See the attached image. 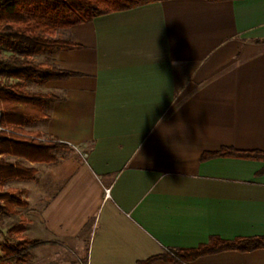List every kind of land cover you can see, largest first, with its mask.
Masks as SVG:
<instances>
[{
  "label": "crops",
  "instance_id": "1",
  "mask_svg": "<svg viewBox=\"0 0 264 264\" xmlns=\"http://www.w3.org/2000/svg\"><path fill=\"white\" fill-rule=\"evenodd\" d=\"M67 37L80 48L31 58L77 75L26 85L59 100L24 130L66 148L20 159L52 182L22 219L19 240L36 244L24 264H142L212 237L264 236V162L200 161L229 147L264 152V0H163ZM187 264H264V249Z\"/></svg>",
  "mask_w": 264,
  "mask_h": 264
},
{
  "label": "trees",
  "instance_id": "2",
  "mask_svg": "<svg viewBox=\"0 0 264 264\" xmlns=\"http://www.w3.org/2000/svg\"><path fill=\"white\" fill-rule=\"evenodd\" d=\"M163 0H0V212H14V206L22 203L15 195L22 191L5 186L24 179L27 170L20 163L46 162L51 152L66 146L52 140H41L37 132L25 131L33 122L46 120L45 109L59 100L52 94H31L26 91L28 83L43 84L49 81L66 80L77 75L52 65H35L31 58L49 50L78 49L79 45L67 38H61L62 30L93 19L126 11L138 6ZM211 2L232 0H207ZM60 35V34H59ZM227 157L264 162L263 151H239L222 148L217 152L204 153L200 161ZM15 158L16 161H8ZM24 231V221L9 230V239L17 241ZM1 234V232H0ZM19 238V239H18ZM30 247L28 248V246ZM35 243L21 241L15 245L0 247V264H24L31 258L30 248ZM264 249V236L237 238L231 241L212 237L208 243L193 249L163 251L144 261L151 264L156 260L177 261L187 264L196 258L223 251L250 252Z\"/></svg>",
  "mask_w": 264,
  "mask_h": 264
},
{
  "label": "rangeland",
  "instance_id": "3",
  "mask_svg": "<svg viewBox=\"0 0 264 264\" xmlns=\"http://www.w3.org/2000/svg\"><path fill=\"white\" fill-rule=\"evenodd\" d=\"M60 34V35H59ZM58 36L61 38H67V30H62L58 33ZM32 127L41 128L42 123L35 122L32 124ZM57 153H60L58 151H54L51 153V155H56ZM8 161H16L14 158H9ZM22 166L27 169L26 175H24V179L21 180V182H24L22 184H19L18 182H10L5 186V189L7 188H13L17 189L18 191L22 190V187L27 190L26 195L24 196V199L28 203L30 207H27L24 205V201L22 200V193L15 195V199H21V205L14 206V212L8 213L6 211L0 212V247L3 244L8 245H15L16 243L21 242V240L13 241L12 239H9L12 234L9 233V230L13 228L14 226L18 225V223L24 219V218H32L34 216V209H38L44 204L45 198L51 193L52 182L48 178V176H42L41 172L39 170V166L29 165L23 161H20ZM22 192H24L22 190ZM0 206L3 207V203H0ZM31 237L30 232L28 231L24 239H28ZM19 239V238H18ZM29 248V247H28ZM31 249V248H30ZM29 249V250H30ZM1 255H3L0 252Z\"/></svg>",
  "mask_w": 264,
  "mask_h": 264
},
{
  "label": "built area",
  "instance_id": "4",
  "mask_svg": "<svg viewBox=\"0 0 264 264\" xmlns=\"http://www.w3.org/2000/svg\"><path fill=\"white\" fill-rule=\"evenodd\" d=\"M0 130H1V128H0Z\"/></svg>",
  "mask_w": 264,
  "mask_h": 264
}]
</instances>
